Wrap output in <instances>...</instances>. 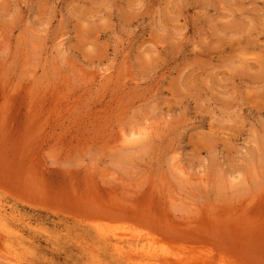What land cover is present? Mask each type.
Wrapping results in <instances>:
<instances>
[{
    "label": "rangeland",
    "instance_id": "1",
    "mask_svg": "<svg viewBox=\"0 0 264 264\" xmlns=\"http://www.w3.org/2000/svg\"><path fill=\"white\" fill-rule=\"evenodd\" d=\"M0 264H264V0H0Z\"/></svg>",
    "mask_w": 264,
    "mask_h": 264
}]
</instances>
